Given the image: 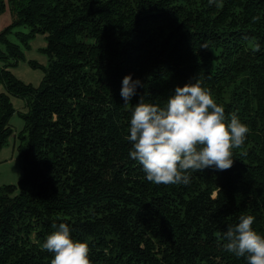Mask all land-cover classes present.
Wrapping results in <instances>:
<instances>
[{
    "label": "trees",
    "instance_id": "trees-1",
    "mask_svg": "<svg viewBox=\"0 0 264 264\" xmlns=\"http://www.w3.org/2000/svg\"><path fill=\"white\" fill-rule=\"evenodd\" d=\"M0 1L14 16L0 34V151L14 135L11 97L29 109L23 176L0 186V264H51L41 246L53 223L88 244L91 264H247L224 249L223 233L253 215L264 235V0ZM20 26L29 32L10 42ZM37 35L48 66L30 62L45 73L35 87L9 68ZM129 74L143 87L125 107ZM191 82L224 107L226 122L236 114L248 126L247 139L228 170L151 183L129 156L133 107L141 97L163 106Z\"/></svg>",
    "mask_w": 264,
    "mask_h": 264
},
{
    "label": "clouds",
    "instance_id": "clouds-1",
    "mask_svg": "<svg viewBox=\"0 0 264 264\" xmlns=\"http://www.w3.org/2000/svg\"><path fill=\"white\" fill-rule=\"evenodd\" d=\"M208 2L213 5L216 0ZM253 50L259 51V44ZM138 87H143L141 80H133L131 74L123 78L120 95L125 107ZM128 131L129 156L142 166L147 181L187 185L193 172L230 169L233 150L244 146L250 129L236 114L226 122L224 107L199 82H191L176 86L163 106L141 97L133 107ZM254 222L253 215H241L223 233V247L247 264H264V235L253 228ZM52 228L41 246L53 254L51 264H91L88 244L74 240L67 223H53Z\"/></svg>",
    "mask_w": 264,
    "mask_h": 264
},
{
    "label": "rangeland",
    "instance_id": "rangeland-1",
    "mask_svg": "<svg viewBox=\"0 0 264 264\" xmlns=\"http://www.w3.org/2000/svg\"><path fill=\"white\" fill-rule=\"evenodd\" d=\"M7 15V12H3L1 15ZM11 23V22H10ZM9 23V24H10ZM12 26V23L10 24ZM28 27H21L12 29V32L8 34L7 38L10 42L20 44V39L17 37V32L22 31L29 32ZM46 46V39L43 35H37L30 42V48H23L24 58L19 61L17 66L10 67L11 73L18 79L27 84H32L37 87L40 85L45 73L42 68L33 66L30 62L34 61L41 66H48V56L41 52V49ZM2 49L7 52V48L3 45ZM4 66V63L0 61V70ZM15 114L10 120V125L14 130V135L10 137L7 144L0 151V186L8 184H18L19 180L23 176V169L21 167L20 155H19V134L24 128V120L21 115L28 112V106L26 100L23 98L11 97Z\"/></svg>",
    "mask_w": 264,
    "mask_h": 264
},
{
    "label": "crops",
    "instance_id": "crops-1",
    "mask_svg": "<svg viewBox=\"0 0 264 264\" xmlns=\"http://www.w3.org/2000/svg\"><path fill=\"white\" fill-rule=\"evenodd\" d=\"M4 1L7 5L8 0H4ZM3 12H7L8 14L7 15L3 14L0 16V34L13 22L14 19V16L8 6H6L4 10L0 11V14Z\"/></svg>",
    "mask_w": 264,
    "mask_h": 264
}]
</instances>
